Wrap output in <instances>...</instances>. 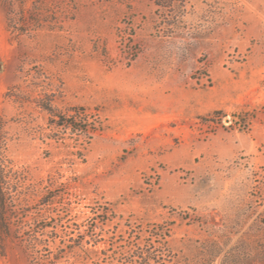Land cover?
<instances>
[{
  "label": "rangeland",
  "instance_id": "374dc122",
  "mask_svg": "<svg viewBox=\"0 0 264 264\" xmlns=\"http://www.w3.org/2000/svg\"><path fill=\"white\" fill-rule=\"evenodd\" d=\"M0 133V264L99 208L159 264H264V0H0Z\"/></svg>",
  "mask_w": 264,
  "mask_h": 264
},
{
  "label": "trees",
  "instance_id": "16d2710c",
  "mask_svg": "<svg viewBox=\"0 0 264 264\" xmlns=\"http://www.w3.org/2000/svg\"><path fill=\"white\" fill-rule=\"evenodd\" d=\"M68 127L76 130L75 125L68 123ZM3 143L0 133V155ZM6 176L0 159V226H7L9 201L6 193ZM68 213L72 209H67ZM109 211L105 208L93 209V217H89L85 224L72 223L68 228L72 231H65L68 237L63 238L59 243L54 241V249L51 255L43 254L45 249H38V242H27V249L31 252L35 264H159V258L156 257L155 247L152 242H147L141 251H135L130 246L125 234L112 232L107 235L105 225L112 221ZM99 220V221H98ZM102 223V225H100ZM85 226L84 232H75ZM158 227V226H157ZM101 228V231H98ZM159 231V230H157ZM151 230V236H158L166 240L169 236L164 230L157 233ZM107 235V237H106ZM131 236V234H130ZM40 241L39 244H43ZM47 244V243H46ZM140 250V248H139ZM0 252L6 253L5 241L0 238Z\"/></svg>",
  "mask_w": 264,
  "mask_h": 264
}]
</instances>
